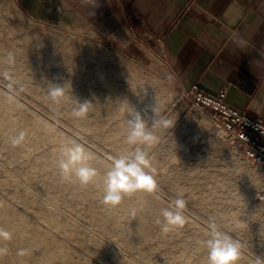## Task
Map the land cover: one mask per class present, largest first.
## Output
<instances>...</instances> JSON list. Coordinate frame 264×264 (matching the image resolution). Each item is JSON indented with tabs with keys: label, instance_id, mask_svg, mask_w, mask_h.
Segmentation results:
<instances>
[{
	"label": "rangeland",
	"instance_id": "rangeland-1",
	"mask_svg": "<svg viewBox=\"0 0 264 264\" xmlns=\"http://www.w3.org/2000/svg\"><path fill=\"white\" fill-rule=\"evenodd\" d=\"M112 40L95 23L40 21L16 0H0V202L15 222L64 236L75 257L96 264H208L205 242L213 230L240 244L237 264L264 259V208L254 198L264 189L254 181L264 180V169L245 161L207 112L192 108L187 98L176 100L181 91L156 54L133 56ZM54 85L63 90L55 99ZM84 102L87 113L77 117ZM132 112L157 137L155 145L128 143ZM165 119L172 127H163ZM73 142L96 170L86 185L59 167L61 152ZM138 149L147 153L145 171L158 190L124 194L115 207L105 204L113 159ZM33 195L52 201L54 219L66 228L49 226L43 206L29 199ZM177 199L186 202V222L165 232L161 212L174 210ZM35 246L32 254L41 257Z\"/></svg>",
	"mask_w": 264,
	"mask_h": 264
},
{
	"label": "crops",
	"instance_id": "crops-1",
	"mask_svg": "<svg viewBox=\"0 0 264 264\" xmlns=\"http://www.w3.org/2000/svg\"><path fill=\"white\" fill-rule=\"evenodd\" d=\"M16 1L36 20L95 23L119 50L156 54L177 90L223 88L229 104L264 118V0Z\"/></svg>",
	"mask_w": 264,
	"mask_h": 264
},
{
	"label": "clouds",
	"instance_id": "clouds-1",
	"mask_svg": "<svg viewBox=\"0 0 264 264\" xmlns=\"http://www.w3.org/2000/svg\"><path fill=\"white\" fill-rule=\"evenodd\" d=\"M95 4V0H92ZM11 55V54H10ZM63 90L60 86H55L51 92L53 99L60 96ZM89 102L79 103L78 110L74 113L77 117H83L88 110ZM132 118L128 120L130 132L127 140L129 144L138 142L155 145L157 137L148 132L145 121L139 113L132 112ZM163 127L170 128L174 124L171 120H162ZM23 133L19 138L13 139V144L20 143L23 139ZM74 143L73 147L65 148L61 152L59 167L62 171L70 173L80 182L81 185L88 184L96 175V170L88 166L89 154L85 152L82 145ZM82 165L76 167V165ZM149 160L147 153L143 150H137L131 157L122 156L113 159L111 170L107 173L106 187L103 194L104 203L115 207L120 204L123 195L136 191H145L153 193L158 190L157 181L149 171ZM186 202L183 199H177L174 204V210L163 209L161 214L164 217L163 231L167 232L170 227H182L186 222L183 214ZM0 237L4 240L11 239V233L0 228ZM208 254V264H237L240 256V244L226 232L213 230L210 232L209 239L205 242ZM7 248L0 247V255L6 254ZM256 264H264V259L258 258Z\"/></svg>",
	"mask_w": 264,
	"mask_h": 264
},
{
	"label": "bare ground",
	"instance_id": "bare-ground-1",
	"mask_svg": "<svg viewBox=\"0 0 264 264\" xmlns=\"http://www.w3.org/2000/svg\"><path fill=\"white\" fill-rule=\"evenodd\" d=\"M254 181L258 185L264 184V180L260 176L256 177ZM24 195H25L24 196L25 198H28L26 193H24ZM29 199H31V200L34 199L39 205L43 206V208L46 212L43 217L49 223V226L52 225V227H55L56 229H60V230L63 229V226L65 227V221L58 222L57 220L54 219V218H58V215L55 214L56 208L54 207L55 205L54 206L52 205V203H51L52 201L50 202L49 200L42 198L40 195L39 196L38 195L29 196ZM51 200H52V198H51ZM14 218H16L15 215L9 211L8 207L5 204L0 202V228H3L5 231L11 233V239L10 240H4L2 237H0V247H4V248L8 249L7 255L9 253L10 257H7V258H10L11 262L13 261V263H15V264H30L33 262L34 263H45V264H96L92 260L86 258L85 256H84L85 258L82 257L83 259L75 257L74 254L76 251L72 250V249L70 250L67 246H65L64 242H62L64 236L61 237L62 240H61V238L58 239L55 235H53L51 232L48 231L49 229L48 230L43 229L45 227L41 228L40 226L32 225V223H31V225L24 226V225H21L22 222L21 223L15 222ZM19 221H21V220H19ZM45 226H48V225H45ZM68 229H65V230L68 231ZM70 230H71V228H70ZM86 232H88V231H86ZM53 233H54V231H53ZM59 233H61V232H59ZM62 233H64V232H62ZM84 233H85V231H84ZM64 235H66V234H64ZM80 235H81V237H83V238H80V240L82 241L84 239V235H82V234H80ZM89 241H91V240H89ZM84 242L87 243V239H86V241H83V243ZM95 242H97V241H95ZM125 242L129 246H131V245L134 246L133 241H131V238H127L125 240ZM31 244L39 246L42 249L41 250L42 252L40 251L42 253L41 257H37V256H34L32 254L33 251L31 252V249H30ZM104 244H101V245H104ZM96 245H97V243H96ZM106 245L104 246L105 248H107V246H108V245L107 246ZM101 247L103 248V246H101ZM79 249L82 251L81 248H79ZM33 253H35V252H33ZM79 253H80V251H79ZM5 255L6 254L0 255V264H8L10 262V261L8 262L6 260ZM78 257H81V256H78Z\"/></svg>",
	"mask_w": 264,
	"mask_h": 264
},
{
	"label": "built area",
	"instance_id": "built-area-1",
	"mask_svg": "<svg viewBox=\"0 0 264 264\" xmlns=\"http://www.w3.org/2000/svg\"><path fill=\"white\" fill-rule=\"evenodd\" d=\"M180 98H187L192 108L207 112L224 140L233 144L245 161L264 169V118L229 104L223 88L208 93L193 84L176 100ZM254 198L258 207L264 208V189Z\"/></svg>",
	"mask_w": 264,
	"mask_h": 264
}]
</instances>
